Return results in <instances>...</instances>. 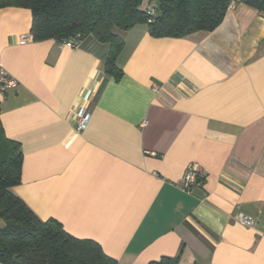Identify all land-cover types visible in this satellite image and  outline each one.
Returning <instances> with one entry per match:
<instances>
[{
    "label": "crops",
    "instance_id": "crops-1",
    "mask_svg": "<svg viewBox=\"0 0 264 264\" xmlns=\"http://www.w3.org/2000/svg\"><path fill=\"white\" fill-rule=\"evenodd\" d=\"M32 21L0 9V65L16 81L0 119L23 152L14 192L118 264H264V11L235 1L216 29L181 38L138 24L122 34L119 80L108 44L35 40ZM192 163L199 182L184 191Z\"/></svg>",
    "mask_w": 264,
    "mask_h": 264
},
{
    "label": "trees",
    "instance_id": "trees-1",
    "mask_svg": "<svg viewBox=\"0 0 264 264\" xmlns=\"http://www.w3.org/2000/svg\"><path fill=\"white\" fill-rule=\"evenodd\" d=\"M233 1L264 11V0H0V9H31L35 40L82 42L90 35L108 44L104 71L119 80L123 32L138 24H146L156 38L213 31ZM1 106L0 99V111ZM22 165L21 144L6 136L0 119V264H118L96 241L71 235L54 218L41 219L14 192ZM149 264L183 263L179 257L163 256Z\"/></svg>",
    "mask_w": 264,
    "mask_h": 264
},
{
    "label": "built area",
    "instance_id": "built-area-1",
    "mask_svg": "<svg viewBox=\"0 0 264 264\" xmlns=\"http://www.w3.org/2000/svg\"><path fill=\"white\" fill-rule=\"evenodd\" d=\"M235 3L233 1L230 6ZM23 40H27L26 37ZM67 46L70 47H79L81 45V41L77 39H69L65 41ZM16 85L15 79L10 77L8 73L1 67L0 65V98H4L6 90L12 86ZM89 123V114L87 112H81L77 116V130L83 131ZM200 178L199 168L197 164H190L185 169L183 178H182V188L184 191H190L198 182ZM239 221L244 225H253L254 219L248 215H239Z\"/></svg>",
    "mask_w": 264,
    "mask_h": 264
}]
</instances>
